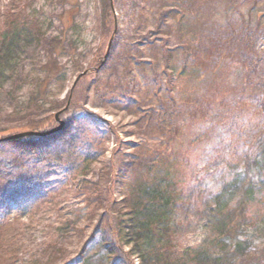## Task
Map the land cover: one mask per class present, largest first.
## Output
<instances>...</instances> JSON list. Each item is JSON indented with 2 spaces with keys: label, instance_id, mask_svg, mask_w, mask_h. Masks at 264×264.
Segmentation results:
<instances>
[{
  "label": "rangeland",
  "instance_id": "374dc122",
  "mask_svg": "<svg viewBox=\"0 0 264 264\" xmlns=\"http://www.w3.org/2000/svg\"><path fill=\"white\" fill-rule=\"evenodd\" d=\"M260 52L264 0H0V137L66 121L0 142V264H264Z\"/></svg>",
  "mask_w": 264,
  "mask_h": 264
},
{
  "label": "water",
  "instance_id": "95a60500",
  "mask_svg": "<svg viewBox=\"0 0 264 264\" xmlns=\"http://www.w3.org/2000/svg\"><path fill=\"white\" fill-rule=\"evenodd\" d=\"M88 72H90V69L86 70L84 73H88ZM83 74L79 75L77 81L81 78V76ZM62 112H63V110H60V111H58L56 113V119L59 122V124L57 126L51 128V129H49V130L29 129V130L18 131V132H15L13 134H10L8 136L0 137V142H2V141H10V140H17V139L24 138V137H27V136L43 137V136H48V135L55 134V133L63 130L64 127L66 126V121L60 118V115H61Z\"/></svg>",
  "mask_w": 264,
  "mask_h": 264
},
{
  "label": "trees",
  "instance_id": "16d2710c",
  "mask_svg": "<svg viewBox=\"0 0 264 264\" xmlns=\"http://www.w3.org/2000/svg\"><path fill=\"white\" fill-rule=\"evenodd\" d=\"M255 54H256V57L250 62V64L252 63V64H254V66L258 63V61H260V59L263 58L264 52H262V53L261 52L260 53H255ZM31 123H33V122H31ZM32 129H38V128L35 126V127H32ZM2 136H5V134H2ZM49 137H52V136H50V135L49 136H43V137H39V136H27V137L20 138V139H17V140H11V143H19V144H22V145L23 144H27L29 146L31 144L33 148H36L37 147L38 149H40V148L43 149L42 148L43 146L42 145L41 146L40 145H37V143H39L40 139H41V141L44 140V142L46 143L47 142L46 139L49 138ZM36 141H37V143H35ZM4 186L7 187V184H5ZM0 189H1V187H0ZM151 189H153V193L154 194H156L157 191H160L158 188L155 189V188L152 187ZM5 190H6V188H5ZM246 207H247V205L245 203H243L241 205V208H240L241 215L244 214V212L246 211Z\"/></svg>",
  "mask_w": 264,
  "mask_h": 264
}]
</instances>
